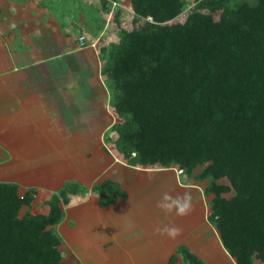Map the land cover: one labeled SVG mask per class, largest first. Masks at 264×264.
<instances>
[{"label": "trees", "instance_id": "trees-1", "mask_svg": "<svg viewBox=\"0 0 264 264\" xmlns=\"http://www.w3.org/2000/svg\"><path fill=\"white\" fill-rule=\"evenodd\" d=\"M130 1L135 28L100 55L121 119L118 153L140 168L205 165L196 179H209V220L224 247L237 264H264V0ZM93 191L102 206L126 197L113 180ZM85 192L68 182L47 213L21 215L34 189L0 181V264H60L62 205Z\"/></svg>", "mask_w": 264, "mask_h": 264}, {"label": "rangeland", "instance_id": "rangeland-1", "mask_svg": "<svg viewBox=\"0 0 264 264\" xmlns=\"http://www.w3.org/2000/svg\"><path fill=\"white\" fill-rule=\"evenodd\" d=\"M48 2L55 10L60 11L61 17L63 10H69L74 11L73 14L80 19L82 15L77 13L82 10L83 14H86V22H91L89 25L98 24V28L101 29L102 24L105 23L107 27L103 32L98 29V37H101L97 44L98 51L97 47L92 46L94 42L92 40H87L86 45L81 46L78 30L74 27L69 32L61 30V34L65 33L64 36L69 33L66 38L61 37V34L58 38L66 39L64 42L69 44L63 47L68 52L64 53L66 55L64 59L69 58L71 65L70 61L60 63L59 59L55 61V65H58L59 71L64 74H68L67 68L71 67L69 77L63 79L64 82L69 83L67 86L76 99L77 106L73 104L69 109L60 110L66 125L60 124L59 120L55 126L61 125L60 129L66 135L70 134L72 152L77 151L80 154L84 149L91 154L84 175L88 183L101 182L110 178L117 179L127 193L126 200L111 206L102 207L98 204V211L92 209L94 208L92 201L87 206L76 208L78 214L74 215L76 228L71 229L64 224L58 230L63 237L60 247L63 254L62 264L69 261L71 257L72 261L68 264H168L170 255L175 253L181 244L193 243L196 254L207 255L215 262L225 264V248L216 227L209 220L213 196L205 193L209 179H196L205 165H200L192 174H187L182 173L177 165L171 168L140 170L117 160L118 157L120 159L122 157L115 143L118 134L112 130V127L121 119L113 108L114 93L105 76L101 74L104 61L98 52L101 55L103 47L109 49L120 40L121 28L130 30L135 28L131 1L48 0ZM89 9L98 11L97 20L88 11ZM117 12H120L118 20L115 19ZM80 30L84 28L81 27ZM91 30L94 33L96 27H92ZM83 35L86 36V34ZM92 98H95L98 104H93ZM110 123L112 125L107 127ZM53 129L50 128L51 131ZM49 158L50 156L46 157L48 160ZM56 161L58 162V159ZM33 162L36 160L9 159V161L0 162V164L7 163L0 166V181L9 180V176L14 178L18 171L19 174H23V167L27 168L33 165ZM223 181L226 182V180ZM186 191L193 197L194 210L189 215L179 217L175 213L166 214L157 207L165 193L177 196L183 195ZM80 199L82 197L76 201ZM45 203L48 204L47 201ZM62 207L67 206L62 205ZM32 210L34 213H47L49 205L45 206L44 203L35 201ZM27 211L24 207L21 215ZM165 226L180 228L181 235L176 239H170L167 235L156 232L157 228ZM70 241L77 246L71 247ZM70 253H74L75 256L69 257ZM178 255L180 257L178 264H189L182 254ZM255 264L263 263L256 260Z\"/></svg>", "mask_w": 264, "mask_h": 264}, {"label": "crops", "instance_id": "crops-1", "mask_svg": "<svg viewBox=\"0 0 264 264\" xmlns=\"http://www.w3.org/2000/svg\"><path fill=\"white\" fill-rule=\"evenodd\" d=\"M88 11L97 20L98 11L95 9ZM73 13L74 11L63 10L61 17L60 11L55 10L48 0H0V162L9 161V159L15 161L36 160L33 165L27 168L23 167V174H19L18 171L14 178L9 176V180L3 182L17 183L20 194L34 189L32 204L25 206L33 214L40 213H34L32 210L35 201L42 202L47 206L48 204L45 202L52 194L60 192L66 183L75 182L83 186L86 189L85 194L72 195L71 203L66 205V208L63 207L65 216L56 225L57 231L64 224L71 229L76 228V217H74V215H78L76 208L87 206L92 201L94 203L92 209L98 211V204L101 205L98 195L93 191V187L100 182L88 183L84 179L91 154L84 149L80 154L77 151L72 152L70 134L66 135L60 129L61 125L55 126L59 120L60 124L66 125L60 110L69 109L73 104L77 106L75 105L77 101L67 86L69 83L64 82L63 79L69 77L71 67L67 68L69 73L64 74L59 71L60 67L55 65V61L58 59L60 63L70 61L69 58L64 59L66 56L64 53L68 52L63 47L67 45V42H64L66 39L58 38L61 30L69 32L74 27L78 30V36L86 34L87 40L94 41L93 43L96 44L94 47H97L101 40V37H98V24L94 25L96 30L93 33L91 28L94 26L89 25L91 22H86V14H83L82 10L79 11L77 15H82L79 19ZM69 22L70 24H68ZM79 26L84 30H80ZM106 28L104 23L99 30L103 32ZM64 35L65 33L61 34V37L66 38L69 33ZM98 54L100 56L99 52ZM69 64L71 65V61ZM102 76L104 75L102 74ZM92 99H94L92 100L93 104L98 102L95 98ZM111 123L107 127L111 126ZM50 128L54 129L51 131ZM3 154L4 157H2ZM47 156H50L49 160L46 159ZM117 160L128 165L119 157ZM5 164L7 163L0 164V166ZM132 167L140 170L149 169ZM27 176L28 178H26ZM107 180L116 181L123 188L117 179ZM80 197L82 199L76 201ZM126 199L127 193L125 198L118 199L116 202ZM116 202L101 206L108 207ZM62 243L63 241L61 245ZM70 244H72L71 247L77 246L73 241H70ZM182 246L187 247L204 260L205 264H219L213 258H208L207 255L196 254L194 243L181 244L178 250L170 255L168 264H178V258H180L178 254H182L179 249ZM224 250L225 264H237L226 248ZM71 255L75 256L74 253H70L69 257ZM70 261H72V257L63 264H68Z\"/></svg>", "mask_w": 264, "mask_h": 264}, {"label": "clouds", "instance_id": "clouds-1", "mask_svg": "<svg viewBox=\"0 0 264 264\" xmlns=\"http://www.w3.org/2000/svg\"><path fill=\"white\" fill-rule=\"evenodd\" d=\"M159 207L166 214L175 213L176 216L184 217L189 215L193 210V197L190 192L186 191L183 195L172 196L165 193L162 199L158 202ZM156 232L161 235H167L170 239H176L181 235L182 230L178 227L165 226L157 228Z\"/></svg>", "mask_w": 264, "mask_h": 264}, {"label": "built area", "instance_id": "built-area-1", "mask_svg": "<svg viewBox=\"0 0 264 264\" xmlns=\"http://www.w3.org/2000/svg\"><path fill=\"white\" fill-rule=\"evenodd\" d=\"M79 41H80V45H81V46L86 45V41H87L86 36H85V35H81V36L79 37ZM92 45L95 46V43H93Z\"/></svg>", "mask_w": 264, "mask_h": 264}]
</instances>
